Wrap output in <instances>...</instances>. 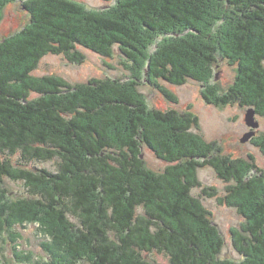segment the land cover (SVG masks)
Returning <instances> with one entry per match:
<instances>
[{
	"label": "trees",
	"instance_id": "1",
	"mask_svg": "<svg viewBox=\"0 0 264 264\" xmlns=\"http://www.w3.org/2000/svg\"><path fill=\"white\" fill-rule=\"evenodd\" d=\"M17 2L29 22L0 38V233L38 225L48 264H156L143 257L153 252L169 264H264V171L254 157L224 155L193 132L195 115L150 108L138 90L146 80L176 103L158 81H193L207 104L264 118V0H115L101 10L71 0H0V22ZM115 47L125 80L72 85L33 75L45 56L79 64V48L111 58ZM219 60L236 70L225 91L214 82ZM251 143L264 155V134ZM143 149L167 168L150 170ZM16 154L26 163L56 159L57 171L15 167L5 157ZM207 167L226 184L221 197L202 188L198 169ZM5 179L23 182L28 197L8 202ZM198 188L243 218L230 232L240 261L220 259L224 239L192 195ZM13 252L20 262L32 259Z\"/></svg>",
	"mask_w": 264,
	"mask_h": 264
},
{
	"label": "rangeland",
	"instance_id": "2",
	"mask_svg": "<svg viewBox=\"0 0 264 264\" xmlns=\"http://www.w3.org/2000/svg\"><path fill=\"white\" fill-rule=\"evenodd\" d=\"M82 4L89 10H101L106 6L112 5L115 0H71ZM29 16L22 10L20 2L7 6L3 12L0 22V38L14 34L26 26ZM153 48H151L152 51ZM84 55V60L79 64L68 62L63 56H45L33 75L37 77L55 76L69 84H83L90 80L101 79H120L125 80L130 76L129 71L124 66V57L117 47L114 48L111 58L101 57L89 50L79 48ZM236 75L235 66L219 60L215 66V81L221 91H225L233 82ZM159 85L170 91L177 99L172 103L164 98L161 93L146 80H142L138 88L146 99L150 108L166 111L174 109L180 113L190 112L198 118L199 125L193 130L201 135L208 142H217L222 148L224 155L230 158H245L248 155L254 157L257 167L264 171V155L259 148L251 143H241V139L250 129L245 124L246 108L238 105H228L216 107L207 104L201 95L202 85L193 81H187L182 86L170 85L162 80ZM259 123V129L255 136L264 134V118L255 117ZM253 137V138H254ZM11 163L18 168L30 171L47 170L55 173L57 171L58 160L50 162H28L26 163L20 154L7 156ZM143 158L146 166L157 173H161L167 168L168 164L159 160L147 149H143ZM198 179L202 188H212L217 192V196L224 194L225 182L218 179L211 168L198 169ZM3 187L7 190L6 199L8 202L28 197L23 182H15L5 179ZM202 188L194 189L192 195L199 198L204 207L210 211L213 223L218 228L224 239V247L220 259L240 261V256L235 252L231 241V230L240 228L243 218L237 213L236 209L222 206L215 197H205L202 195ZM71 222L76 223L75 219L68 215ZM36 224H24L14 226L11 233L4 231L0 233V260L2 264H48V258L43 251L41 244L48 240L38 229ZM13 233V235H12ZM18 234V238L14 235ZM15 237V238H14ZM30 256L31 261L16 260L13 249ZM143 257L156 264H169L168 258L156 252L145 253ZM79 264H87L80 262Z\"/></svg>",
	"mask_w": 264,
	"mask_h": 264
},
{
	"label": "water",
	"instance_id": "3",
	"mask_svg": "<svg viewBox=\"0 0 264 264\" xmlns=\"http://www.w3.org/2000/svg\"><path fill=\"white\" fill-rule=\"evenodd\" d=\"M256 113L253 109H248L245 116V124L250 129V132L244 135L241 139V143L250 141L259 129V123L255 120Z\"/></svg>",
	"mask_w": 264,
	"mask_h": 264
}]
</instances>
